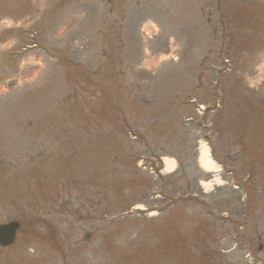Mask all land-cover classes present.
I'll return each mask as SVG.
<instances>
[{
    "label": "rangeland",
    "instance_id": "1",
    "mask_svg": "<svg viewBox=\"0 0 264 264\" xmlns=\"http://www.w3.org/2000/svg\"><path fill=\"white\" fill-rule=\"evenodd\" d=\"M11 221L0 264H264V0H0Z\"/></svg>",
    "mask_w": 264,
    "mask_h": 264
},
{
    "label": "water",
    "instance_id": "2",
    "mask_svg": "<svg viewBox=\"0 0 264 264\" xmlns=\"http://www.w3.org/2000/svg\"><path fill=\"white\" fill-rule=\"evenodd\" d=\"M20 229V224L17 221H11L8 223L0 224V247L9 248L12 247L17 238L18 230ZM91 234L86 235V239H90Z\"/></svg>",
    "mask_w": 264,
    "mask_h": 264
},
{
    "label": "bare ground",
    "instance_id": "3",
    "mask_svg": "<svg viewBox=\"0 0 264 264\" xmlns=\"http://www.w3.org/2000/svg\"><path fill=\"white\" fill-rule=\"evenodd\" d=\"M200 165L207 172H212L214 170V162L212 161L209 149L206 146L201 147L200 150Z\"/></svg>",
    "mask_w": 264,
    "mask_h": 264
},
{
    "label": "flooded vegetation",
    "instance_id": "4",
    "mask_svg": "<svg viewBox=\"0 0 264 264\" xmlns=\"http://www.w3.org/2000/svg\"><path fill=\"white\" fill-rule=\"evenodd\" d=\"M248 257H251V255L247 256V258H248ZM262 264H263V263H262Z\"/></svg>",
    "mask_w": 264,
    "mask_h": 264
}]
</instances>
